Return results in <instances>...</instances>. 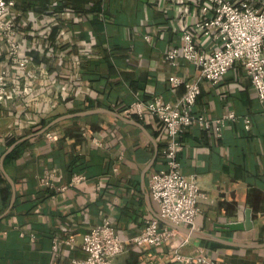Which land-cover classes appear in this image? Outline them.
I'll use <instances>...</instances> for the list:
<instances>
[{"label": "crops", "instance_id": "crops-1", "mask_svg": "<svg viewBox=\"0 0 264 264\" xmlns=\"http://www.w3.org/2000/svg\"><path fill=\"white\" fill-rule=\"evenodd\" d=\"M201 1L49 0L42 11L17 3L10 9L6 17L27 63L24 71L13 66L0 40L7 77L0 163L4 155L3 168L13 182L12 187L0 168V264H68L84 257V235L103 220L127 240L159 216L148 192L149 176L163 167L164 131L157 119L96 112L43 129L68 114L119 113L154 96L177 100L184 89L172 87L169 75L192 80L199 72L183 59L172 66L166 50L182 43L183 31L203 48L220 46L195 32ZM253 1L264 9V0ZM200 86L193 112L214 119L232 111L236 118L220 134L214 127L186 129L180 170L196 175L207 195L193 228L234 244L178 231L160 247L126 243L112 264H193L195 257L215 264H264V247L238 245L264 243V102L240 63L217 84ZM76 174L85 179L70 186ZM43 179H51L50 185ZM246 210L250 229L220 231L221 224L243 222Z\"/></svg>", "mask_w": 264, "mask_h": 264}, {"label": "built area", "instance_id": "built-area-1", "mask_svg": "<svg viewBox=\"0 0 264 264\" xmlns=\"http://www.w3.org/2000/svg\"><path fill=\"white\" fill-rule=\"evenodd\" d=\"M200 18L194 26L202 38H213L220 43L215 49H206L188 31L182 33V43L171 46L165 52V60L176 66L180 59L192 63L199 72L196 79L188 80L176 74L168 77L174 88L182 87L183 94L175 101L165 102L159 96L149 101L136 100L119 112L130 118L143 119L147 115L157 119L164 131L161 151L163 167L148 178V192L157 202L159 216L145 221L143 229L131 239L119 238L108 220L92 227L83 238V258H73L68 264H112L126 243L135 246L160 247L177 235L178 231L162 224L166 220L178 225L193 227L199 214V202L207 198L200 188L196 175H184L178 159L182 148L181 135L191 126L213 128L220 134L225 124L236 118L226 111L220 117L208 119L193 112L192 108L201 93V81L217 84L229 68L240 63L250 79L261 102H264V9L253 0H202ZM13 0H0V40L5 44L10 63L24 71L26 60L15 40V27L6 17L13 9ZM7 93L6 70L0 65V104ZM250 119L245 118L248 127ZM48 138L52 135L47 133ZM49 178V177H48ZM85 179L82 174L73 175L69 185L75 186ZM51 179H43L50 185ZM70 244V242H66ZM177 259L183 258L178 253ZM193 264H215L204 257H195Z\"/></svg>", "mask_w": 264, "mask_h": 264}, {"label": "water", "instance_id": "water-1", "mask_svg": "<svg viewBox=\"0 0 264 264\" xmlns=\"http://www.w3.org/2000/svg\"><path fill=\"white\" fill-rule=\"evenodd\" d=\"M96 112H101V113H108L111 115H114L116 117H119L121 119L124 120H128L126 117L122 116L120 113L115 112V111H111V110H107V109H95V110H89V111H84V112H78V113H73V114H68V115H64L61 117H58L56 119H54L53 121H51L48 126H46V128H44L43 130H46L48 127H50L51 125L55 124L56 122L66 118V117H71V116H80V115H85V114H89V113H96ZM42 130V131H43ZM17 143V142H16ZM15 145V143L13 145H11L9 147V150L13 148V146ZM8 152V151H7ZM3 157L1 158V163H0V168L1 171L4 173L5 177L9 180L10 184L13 187V182L12 180L9 178V176L6 174L4 168H3ZM14 201V195L12 196L11 202ZM165 224H167L169 227L182 232L190 237H196V238H201V239H210V240H214L226 245H231L234 244L233 242L230 241H226L217 237H214L208 233L205 232H201L196 230L193 227H189V226H184V225H178V224H174L172 222L166 221V220H162ZM252 227V221H251V216H250V211L246 210L245 213V220L243 222L241 221H232V222H227L224 224L219 225L220 231H224V232H232V231H238V230H245V229H250ZM237 244V243H236ZM238 245H243L245 247H254V248H261L264 247V243H258V244H238Z\"/></svg>", "mask_w": 264, "mask_h": 264}, {"label": "trees", "instance_id": "trees-1", "mask_svg": "<svg viewBox=\"0 0 264 264\" xmlns=\"http://www.w3.org/2000/svg\"><path fill=\"white\" fill-rule=\"evenodd\" d=\"M14 1L23 10L34 9L37 11H42L46 9L45 3H47L49 0H14ZM24 143L25 142H23V144ZM20 145H22V143L19 144L18 146ZM18 146H16V148H18Z\"/></svg>", "mask_w": 264, "mask_h": 264}]
</instances>
